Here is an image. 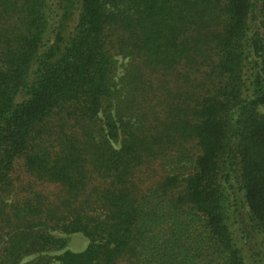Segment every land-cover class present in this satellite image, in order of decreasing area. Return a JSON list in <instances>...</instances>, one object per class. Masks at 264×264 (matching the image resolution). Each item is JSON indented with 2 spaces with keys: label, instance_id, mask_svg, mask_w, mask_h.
Listing matches in <instances>:
<instances>
[{
  "label": "trees",
  "instance_id": "obj_1",
  "mask_svg": "<svg viewBox=\"0 0 264 264\" xmlns=\"http://www.w3.org/2000/svg\"><path fill=\"white\" fill-rule=\"evenodd\" d=\"M263 106L264 0H0V264H264Z\"/></svg>",
  "mask_w": 264,
  "mask_h": 264
},
{
  "label": "rangeland",
  "instance_id": "obj_2",
  "mask_svg": "<svg viewBox=\"0 0 264 264\" xmlns=\"http://www.w3.org/2000/svg\"><path fill=\"white\" fill-rule=\"evenodd\" d=\"M126 60L121 58V57H117V65H118V74L121 73L122 71V67L123 64H125ZM261 111H264V106L261 107ZM56 236H66L63 233H55ZM89 244V239L87 237H85L83 234L81 233H72L67 235V244L64 248L60 249V250H56V251H50L47 254L49 255H58L60 253H62L63 251L69 250V251H73V252H79L84 250L87 245ZM33 256H28L26 258L23 259L22 263L25 261H28L30 259H32Z\"/></svg>",
  "mask_w": 264,
  "mask_h": 264
}]
</instances>
